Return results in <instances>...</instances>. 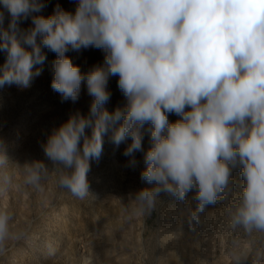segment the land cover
Listing matches in <instances>:
<instances>
[{"label":"clouds","instance_id":"9594fccd","mask_svg":"<svg viewBox=\"0 0 264 264\" xmlns=\"http://www.w3.org/2000/svg\"><path fill=\"white\" fill-rule=\"evenodd\" d=\"M47 7L46 0H0V88H30L46 49L55 54L50 86L61 102L78 101L82 87L91 97L88 114H70L44 147L58 166L57 187L88 197L90 162L101 158L107 137L116 148L126 144L128 168L142 154L140 179L152 187L134 193L137 214L167 197L186 209L195 230L209 206L228 202L238 172L228 228L264 240V0H76L74 12L57 3L44 15ZM89 48L104 59L82 72L66 53ZM112 77L125 103L109 111ZM42 170L40 162L27 167L24 183L43 191ZM0 181L12 177L0 171ZM29 228L0 209V256ZM47 254L55 256L53 245ZM230 255L241 264L237 241ZM256 257L264 260V244Z\"/></svg>","mask_w":264,"mask_h":264},{"label":"rangeland","instance_id":"374dc122","mask_svg":"<svg viewBox=\"0 0 264 264\" xmlns=\"http://www.w3.org/2000/svg\"><path fill=\"white\" fill-rule=\"evenodd\" d=\"M46 3L44 15L51 14L57 3L73 12L76 6V0H46ZM29 26L30 20L21 24L22 28ZM45 51L47 60L42 74L30 88H0V154L7 157L0 171L12 177L11 184L0 181V209L14 214L16 227L30 226L25 239L9 242L6 255L0 256V264H233L230 253L234 241L245 253L241 264H264V260L257 261L256 257V249L264 240L256 234L248 236L228 228L225 208L241 191L238 172H234L233 194L228 202L209 206L195 230L187 223L186 209L174 199L162 197L147 215L134 211V193L152 187L140 179L144 167L142 154H136L138 166L128 168V158L122 154L126 144L116 148L107 137L101 158L90 162L91 194L79 199L58 188V166L45 155L44 147L52 132L70 114L76 111L88 114L91 97L82 87L78 101L61 102L50 86L55 54ZM66 55L82 72L104 59V53L95 48ZM4 59L0 53V64ZM117 81L118 77L109 81L112 93L109 111L125 103ZM176 119L175 115L169 116L172 122ZM87 131L90 134L91 130ZM144 146L148 147L147 136ZM36 162L42 163L46 170V174L42 170L43 191L24 183L26 168ZM193 195L190 192L188 200L195 207ZM49 244L55 247V256L47 254Z\"/></svg>","mask_w":264,"mask_h":264},{"label":"bare ground","instance_id":"6f19581e","mask_svg":"<svg viewBox=\"0 0 264 264\" xmlns=\"http://www.w3.org/2000/svg\"><path fill=\"white\" fill-rule=\"evenodd\" d=\"M94 162V161H93ZM109 168V167H108ZM115 168V167H114ZM80 248L81 249H84L85 248V246L83 245V244H81V246H80ZM86 259V258H85Z\"/></svg>","mask_w":264,"mask_h":264}]
</instances>
